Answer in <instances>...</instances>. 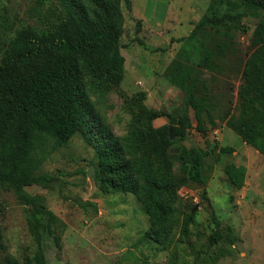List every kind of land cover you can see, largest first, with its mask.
I'll list each match as a JSON object with an SVG mask.
<instances>
[{
  "label": "trees",
  "instance_id": "trees-1",
  "mask_svg": "<svg viewBox=\"0 0 264 264\" xmlns=\"http://www.w3.org/2000/svg\"><path fill=\"white\" fill-rule=\"evenodd\" d=\"M237 1L250 6L261 20L254 36L258 48L244 65L240 111L230 113L225 124L264 155V0ZM43 16L41 25L19 30L0 48V188L32 206L31 225L52 237L61 250L64 223L47 209L42 196H32L26 188L46 184L48 179L39 170L50 153L81 136L95 151L100 191L133 195L150 221L144 239L170 247L180 190L206 187L207 159L234 151L218 142L209 149L184 145L193 126L191 111L200 134L217 127V104L209 90L218 69L216 53L204 45L201 35L209 30L230 34L234 28L229 22L245 14L217 16L209 9L190 35L179 40L182 48L167 73L169 83L184 93L180 113L169 116L168 126L156 128L154 121L163 114L147 108L141 94L129 132L122 138L115 135L104 112L113 88L125 78L122 0H52ZM205 73L211 78L203 77ZM224 173L237 190L243 189L244 166L229 163ZM2 209L0 203V215ZM193 218V213L183 217L181 235L189 233ZM215 235L221 237L218 231ZM1 254L0 264H48L42 252L23 261L9 254L0 230Z\"/></svg>",
  "mask_w": 264,
  "mask_h": 264
},
{
  "label": "rangeland",
  "instance_id": "rangeland-1",
  "mask_svg": "<svg viewBox=\"0 0 264 264\" xmlns=\"http://www.w3.org/2000/svg\"><path fill=\"white\" fill-rule=\"evenodd\" d=\"M51 4L52 0H0V48L7 46L19 30L41 25ZM210 8L217 16L245 14L241 20L229 22L234 28L230 34L209 30L201 35L204 45L216 53L218 69L209 90L217 104V127L209 129L208 125V133L200 134L191 111L193 126L184 145L209 149L218 142L215 131L225 125L230 113L240 111L238 91L244 81V65L258 48L254 36L261 18L237 0H122L125 78L113 88L104 110L116 136L128 134L141 94L147 108L163 114L154 121L156 128L168 126L169 116L180 113L184 93L169 83L167 73L182 48L179 40L190 35ZM203 77L211 78V73ZM223 133L240 140L229 129ZM230 155L217 153L207 159L206 187L180 190L173 244L164 248L144 239L150 221L133 195L100 191L95 181V151L81 136H75L67 146L50 153L39 170L48 182L26 188V193L42 196L47 209L64 223L62 249H57L52 237L31 225L32 206L25 205L14 192L0 188V230L8 252L20 261L42 252L48 264H264L262 238L252 236L250 220L240 211L241 190L224 173L232 163ZM91 168L95 178L88 177ZM260 169L264 172L263 165ZM190 213L194 214L193 222L183 236L181 222ZM217 231L220 238L215 235Z\"/></svg>",
  "mask_w": 264,
  "mask_h": 264
},
{
  "label": "crops",
  "instance_id": "crops-1",
  "mask_svg": "<svg viewBox=\"0 0 264 264\" xmlns=\"http://www.w3.org/2000/svg\"><path fill=\"white\" fill-rule=\"evenodd\" d=\"M225 129L231 130L225 124L215 131L218 143L222 147L232 148L234 151L230 155L231 162L237 166H244L247 172L245 186L241 190L240 211L246 219L250 220L248 228H253L252 236H260L261 244L264 245V172L260 169V165L264 166V155L247 145L233 130L231 131L240 140L231 134L224 136Z\"/></svg>",
  "mask_w": 264,
  "mask_h": 264
},
{
  "label": "water",
  "instance_id": "water-1",
  "mask_svg": "<svg viewBox=\"0 0 264 264\" xmlns=\"http://www.w3.org/2000/svg\"><path fill=\"white\" fill-rule=\"evenodd\" d=\"M170 135H172V128H170ZM88 177L95 178V171L93 168H91L88 172Z\"/></svg>",
  "mask_w": 264,
  "mask_h": 264
}]
</instances>
